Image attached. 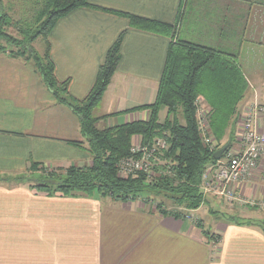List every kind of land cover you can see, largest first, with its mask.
<instances>
[{
    "label": "crops",
    "instance_id": "0c3cea01",
    "mask_svg": "<svg viewBox=\"0 0 264 264\" xmlns=\"http://www.w3.org/2000/svg\"><path fill=\"white\" fill-rule=\"evenodd\" d=\"M89 2L171 25L180 15L179 40L234 55L248 84L238 106L239 140L249 105H264V0ZM107 11L73 12L49 42L57 79L70 81V94L83 100L107 52L127 32L99 107L107 104L104 116L116 115L107 120L113 127L147 119L146 112L123 113L155 102L170 39L131 29L128 19ZM87 147L79 118L56 103L34 66L0 54V264H264V231L258 227L264 224V159L257 177L239 190L253 206L212 196L199 210L174 205L162 213L148 196L49 198L31 189L34 182H15L32 164L48 171L90 165ZM206 212L215 215L210 226L202 219ZM231 218L254 224L239 226Z\"/></svg>",
    "mask_w": 264,
    "mask_h": 264
},
{
    "label": "trees",
    "instance_id": "16d2710c",
    "mask_svg": "<svg viewBox=\"0 0 264 264\" xmlns=\"http://www.w3.org/2000/svg\"><path fill=\"white\" fill-rule=\"evenodd\" d=\"M2 8L0 0V41L7 42L10 37L11 41L18 44L19 50L14 57L27 54L21 46L30 47L27 50L30 56L25 60L33 62L36 72L56 103L79 118L81 135L88 144L85 151L90 156V165L58 170L56 174L49 175L51 182H44L41 186L33 185L31 189L49 198L97 194L103 198L126 201L146 194L150 198L164 197L186 211L199 210L205 203L203 176L209 167L219 162L214 155L229 144L231 150L238 140V106L245 98L248 84L236 57L179 40L180 15L178 23L171 25L127 13L107 11L92 5L89 0H39V3L29 7V10L37 11L34 20L29 21L23 17L14 22L8 13L1 11ZM81 9L117 14L128 19L131 29L170 39L155 102L123 113L146 112L147 119L108 127L107 120L116 115L94 117L121 62L126 31L107 52L98 70L95 85L85 99L79 100L70 94V81L60 82L57 79L49 37L62 19ZM24 10L28 12L27 8ZM10 29L17 33L20 40L12 39L8 33ZM40 37L46 40L43 56L31 47ZM204 104L209 107L206 115L208 130L202 128L199 117ZM255 104L264 107L255 101L249 105L246 114ZM210 137L217 145L214 150L206 143V138ZM158 140H163L166 147L152 154L151 175L135 173L126 176L122 173L121 164L125 160L143 157L141 153L132 154L135 142L152 151ZM40 167V164H32L27 175L30 176ZM26 178L20 177L18 181ZM162 207V203L157 205L160 212L163 211ZM240 221L231 218V222L239 226L254 224ZM258 227L264 231V224Z\"/></svg>",
    "mask_w": 264,
    "mask_h": 264
},
{
    "label": "built area",
    "instance_id": "2783aa9c",
    "mask_svg": "<svg viewBox=\"0 0 264 264\" xmlns=\"http://www.w3.org/2000/svg\"><path fill=\"white\" fill-rule=\"evenodd\" d=\"M206 115L207 110L205 108L200 109L199 117L201 119V126L208 130ZM263 118L264 107L259 106L258 104L251 107L250 112H248L243 119L242 128L239 134L241 146L245 145L243 151L239 153L230 151L226 156V160H220L217 164L209 167L203 176L204 184L207 179L213 176L218 183L223 185L221 192L223 195L228 196V203H232L234 198L237 197L241 199L240 205L247 204L246 201H242L243 199L239 191L241 186L237 190L236 188L242 180L247 179L244 183L246 184L257 177L256 173L259 164L264 159V131L261 130ZM206 143L210 145L212 150L217 146L216 142L211 137L209 139L206 138ZM165 147L166 144L163 140H158L152 151L143 148L139 144L136 145L133 152L135 154L141 153L143 157L140 161L135 159L125 160L121 164L122 173L126 176L135 173L151 174L152 154L155 153L157 149H164ZM250 205L253 206L254 202H250Z\"/></svg>",
    "mask_w": 264,
    "mask_h": 264
},
{
    "label": "rangeland",
    "instance_id": "374dc122",
    "mask_svg": "<svg viewBox=\"0 0 264 264\" xmlns=\"http://www.w3.org/2000/svg\"><path fill=\"white\" fill-rule=\"evenodd\" d=\"M30 2V3H29ZM39 3V0H2V5H3V8L1 9V11L3 12H6L8 13L13 21H18L19 19H22L23 17H25V19H28L29 21L31 20H34L35 18V14H36V10H29V7H33V4L35 3ZM26 11L28 12H25L24 9H26ZM24 11V12H23ZM31 11V12H29ZM8 33L12 36V39L13 40H20L17 35L16 32H14L13 29H10L8 31ZM178 36V34H177ZM0 45L3 47V50L0 51V54H4V55H8L10 57H13V58H20V59H26L28 58V56H30V53L27 51L30 47L26 45L24 46H21V48H24V52H26L27 54L24 56V57H14V55L16 54V52L19 50L18 49V44L16 42H13L11 41V38L9 37V40L7 42H3V41H0ZM31 47L32 49L37 53L39 54L40 56H43L45 54V51H46V40L43 38V37H40L39 39H37L35 42H33L31 44ZM26 61V60H25ZM32 65H33V62H30ZM34 66V65H33ZM35 68V67H34ZM107 104L101 109L99 108L98 110H96L94 112V117H100V116H104L105 114H107V112H109L107 110ZM206 109L208 110L207 107L205 104L202 106L201 109ZM238 143V146L237 148H234V146ZM138 144V143H137ZM240 141L238 140L234 145L233 147L231 148V150L229 149L228 151H226V153L223 155V157L225 158L226 160V156L228 155V153L230 151H234L235 153H239L241 151H243L245 145H242L241 146V150H240ZM133 151V150H132ZM132 154H135L134 152ZM154 154V153H153ZM137 161H140V159H138ZM261 164V163H260ZM260 164H259V167H260ZM258 167V168H259ZM65 168V169H64ZM66 168H69V167H61V166H58L57 168L53 169V170H50L48 171L46 168H43V167H40L37 171L33 172V173H30V176H26L27 178L24 179V180H21V181H18L16 180L15 182L17 183H24L26 182L27 180L31 181V182H34L35 185H40L44 182L46 183H49L51 182L52 180L49 179V175L51 174H56V171L58 170H66ZM64 174V173H63ZM62 174V175H63ZM152 174V173H151ZM149 174V175H151ZM247 181V179H244L242 180V182L239 183L238 187L236 188V190L241 186L243 185L245 182ZM203 196H204V199H205V202H206V199L208 197H212V196H215V197H219L221 199H223V201H226V202H229V198L228 196L226 195H223L221 190H222V187L223 185H221L220 183H218L214 178L213 176H211L209 179L206 180V183L204 184V179H203ZM27 183H29L27 181ZM41 186V185H40ZM41 192V191H40ZM37 194H42V193H37ZM44 195V194H42ZM141 196H146V194H143ZM221 196V197H220ZM155 200L156 203H158L160 205V203H162V206L173 211L174 209V203L165 199L164 197H160V198H153ZM242 201H249V202H252L253 200H247L245 198H243ZM240 202H241V199L235 197L233 202L234 204H239L240 205ZM157 204V205H158ZM205 204V203H204ZM204 204L201 206V208L204 206ZM162 207V208H163ZM200 208V209H201ZM259 208L264 210V202H261L259 204ZM164 210V209H162ZM207 211H208V208H207ZM204 220V222H206L207 224H212V223H215V215H212L208 212H206L205 216L202 218ZM209 228V227H208ZM219 243V239L216 240V245Z\"/></svg>",
    "mask_w": 264,
    "mask_h": 264
},
{
    "label": "water",
    "instance_id": "95a60500",
    "mask_svg": "<svg viewBox=\"0 0 264 264\" xmlns=\"http://www.w3.org/2000/svg\"><path fill=\"white\" fill-rule=\"evenodd\" d=\"M229 145H226L225 147L221 148L219 151L216 152V154L214 155L215 159L217 161H220L223 157V155L226 153V151L229 149Z\"/></svg>",
    "mask_w": 264,
    "mask_h": 264
}]
</instances>
